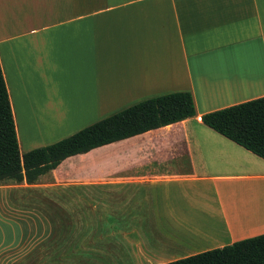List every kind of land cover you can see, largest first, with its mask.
I'll list each match as a JSON object with an SVG mask.
<instances>
[{
    "label": "crops",
    "instance_id": "crops-1",
    "mask_svg": "<svg viewBox=\"0 0 264 264\" xmlns=\"http://www.w3.org/2000/svg\"><path fill=\"white\" fill-rule=\"evenodd\" d=\"M0 68L20 154L153 96L194 108L0 188V264H162L264 233V160L200 121L264 95V0H0Z\"/></svg>",
    "mask_w": 264,
    "mask_h": 264
},
{
    "label": "trees",
    "instance_id": "trees-1",
    "mask_svg": "<svg viewBox=\"0 0 264 264\" xmlns=\"http://www.w3.org/2000/svg\"><path fill=\"white\" fill-rule=\"evenodd\" d=\"M193 115L190 93L170 92L135 102L67 137L20 154L0 68V183L36 182L68 156ZM200 121L264 160V95L203 113ZM162 264H264V233Z\"/></svg>",
    "mask_w": 264,
    "mask_h": 264
},
{
    "label": "rangeland",
    "instance_id": "rangeland-1",
    "mask_svg": "<svg viewBox=\"0 0 264 264\" xmlns=\"http://www.w3.org/2000/svg\"><path fill=\"white\" fill-rule=\"evenodd\" d=\"M33 127H34V125L32 126V128ZM33 130H34V128H33ZM33 130L31 129L30 131H28V135L38 132V130H36V131H33ZM20 147H21V150H23V148H24L23 145H20ZM19 152H20V150H19ZM104 152H106V150H104ZM15 187L18 188L20 186L16 185L15 183H0V188H15Z\"/></svg>",
    "mask_w": 264,
    "mask_h": 264
}]
</instances>
